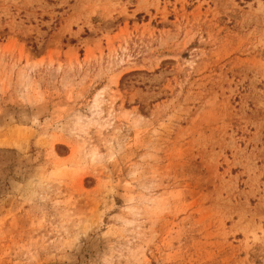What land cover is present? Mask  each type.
<instances>
[{
    "label": "rangeland",
    "instance_id": "rangeland-1",
    "mask_svg": "<svg viewBox=\"0 0 264 264\" xmlns=\"http://www.w3.org/2000/svg\"><path fill=\"white\" fill-rule=\"evenodd\" d=\"M0 264H264V0H0Z\"/></svg>",
    "mask_w": 264,
    "mask_h": 264
}]
</instances>
